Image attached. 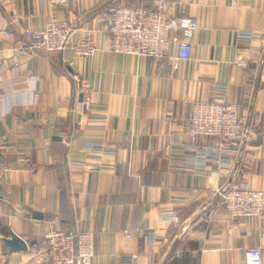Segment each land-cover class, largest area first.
<instances>
[{
  "label": "crops",
  "instance_id": "1",
  "mask_svg": "<svg viewBox=\"0 0 264 264\" xmlns=\"http://www.w3.org/2000/svg\"><path fill=\"white\" fill-rule=\"evenodd\" d=\"M159 1L0 0V153L10 168L0 264H46L33 257L54 217L65 229L95 231L92 264H245L250 247H261L264 260V220L232 219L220 208L202 221L205 207L220 204L218 189L241 179L264 188V0H163L171 14L198 22L193 58L173 73L163 61L108 51L107 33L93 31L115 3ZM50 15L78 19L99 50L81 58L23 50L24 29L42 28ZM211 82L229 85L247 130L230 165L211 159L197 174L186 161L194 151L185 149V100L207 99ZM97 141L108 152L87 150ZM162 210H174L177 221H162ZM19 238L30 249L15 245Z\"/></svg>",
  "mask_w": 264,
  "mask_h": 264
},
{
  "label": "built area",
  "instance_id": "2",
  "mask_svg": "<svg viewBox=\"0 0 264 264\" xmlns=\"http://www.w3.org/2000/svg\"><path fill=\"white\" fill-rule=\"evenodd\" d=\"M72 0H48L54 7L68 6ZM198 29L197 20L186 13L173 15L163 0L148 6H128L115 3L107 7L97 17V26L93 31L108 35L107 50L116 54L147 57L163 61L168 73L176 71L181 61L193 58V35ZM80 24L75 18H59L50 15L45 18L40 29H24L22 49L41 52L45 55H59L67 50L73 57L81 58L93 55L99 50L92 31L80 32ZM4 37H10L8 30H2ZM252 31H240L239 37L251 39ZM234 64L246 67L247 63L234 59ZM229 85L211 82L207 99L187 98L189 113L186 119V133L190 139L185 149L194 151L187 157L189 169L197 174L207 172L208 161L216 159L219 167L230 165L228 156L235 152L246 133V117L241 115L239 106L228 99ZM89 97L84 99L90 105ZM200 139L204 142L198 143ZM87 150L97 153L108 152L103 142H88ZM224 167H223V166ZM100 168V162H95ZM9 166L0 153V201L6 199L5 184L9 175ZM219 205L205 207L202 221H213L219 209L225 210L233 218L256 217L264 220V188H253L247 179H241L235 185L218 189ZM187 201V197H179ZM160 219L176 222L174 210H162ZM47 229L41 247L34 254V260L46 264H92L95 259V231L83 229H65L58 218L46 220ZM139 236L154 241L155 234L136 228ZM126 236L131 237L129 230ZM30 246L27 243V249ZM136 254L132 255L136 258ZM245 264H264L261 247L245 250Z\"/></svg>",
  "mask_w": 264,
  "mask_h": 264
},
{
  "label": "water",
  "instance_id": "3",
  "mask_svg": "<svg viewBox=\"0 0 264 264\" xmlns=\"http://www.w3.org/2000/svg\"><path fill=\"white\" fill-rule=\"evenodd\" d=\"M82 98V97H81ZM15 245H17L19 248H27V243L23 239H15L14 241Z\"/></svg>",
  "mask_w": 264,
  "mask_h": 264
}]
</instances>
